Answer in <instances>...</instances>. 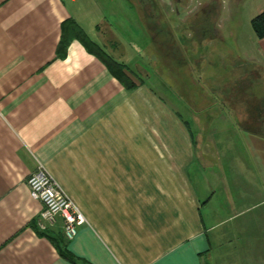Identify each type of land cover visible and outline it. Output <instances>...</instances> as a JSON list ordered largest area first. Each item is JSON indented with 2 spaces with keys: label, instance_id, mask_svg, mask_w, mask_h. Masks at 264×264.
Wrapping results in <instances>:
<instances>
[{
  "label": "crops",
  "instance_id": "obj_1",
  "mask_svg": "<svg viewBox=\"0 0 264 264\" xmlns=\"http://www.w3.org/2000/svg\"><path fill=\"white\" fill-rule=\"evenodd\" d=\"M203 1L201 34L186 33L196 47L223 59L215 46L231 44L264 74L250 27L264 0ZM103 12L99 0H0V264H73L48 239L61 221L40 235L26 183L39 165L85 219L64 242L79 264H264V95L236 96L235 83L225 116L186 120L128 69L135 43L124 50ZM135 12L150 30L146 7ZM67 20L126 66L132 90L77 40L58 55Z\"/></svg>",
  "mask_w": 264,
  "mask_h": 264
},
{
  "label": "rangeland",
  "instance_id": "obj_2",
  "mask_svg": "<svg viewBox=\"0 0 264 264\" xmlns=\"http://www.w3.org/2000/svg\"><path fill=\"white\" fill-rule=\"evenodd\" d=\"M135 1L99 0V4L104 10L102 16L106 23L108 22L114 27L117 26L114 28L115 36L125 43L122 44L123 49L124 46L125 48L127 46L126 41L135 43L136 50L125 54L128 58V69L139 73H136L137 76H140V79L144 80L156 94L162 96L178 115L183 116L186 120H191L196 116L200 122H207L204 119H209L210 116H225L227 102L224 100L235 83H237V87L233 93L236 96L240 94L238 92L240 90L244 91L245 95L252 94V97L264 95V74L259 70L241 66V63L230 55L231 44L214 45L217 47L214 49L215 52H219L215 55L223 56V59H217L212 54L211 46L202 45L198 49L193 38L187 36L186 33L198 35L200 32L201 34L202 26H205L203 14H195L198 11V9L195 11L198 3L204 2L203 0H144L143 4L145 5L151 2L154 5L157 3L159 6V16L153 15L154 26L152 30L150 29L158 45H151V41L148 39L150 30L143 26L142 21L137 17ZM178 1L179 6H177ZM217 3L225 4L226 1L214 0L211 2L213 6ZM147 6L150 10V6ZM182 7L186 9L184 10ZM111 11L114 12L111 13ZM160 19L165 20L163 23H169L170 26L168 34L162 38H159L160 30H162L158 26ZM178 20L188 22L180 28L172 27L173 23ZM165 25L167 26V24ZM86 30L90 31V29ZM90 32L89 36H91ZM176 44L183 45V51H176ZM162 46H165L164 51ZM142 50H145L146 54H148V50L154 53L151 54L150 61L148 57L147 60L144 59L145 53ZM163 54L167 55L163 57ZM198 55L201 56L199 62L196 57ZM194 56L197 60L194 59ZM254 73L258 77L253 75ZM244 75H248V77L243 80ZM188 125L192 127V124ZM204 125L208 126V123H203L202 133H206L207 128ZM221 126L225 127L226 125L222 124ZM221 142L223 143V141ZM222 158H229V156L224 155ZM226 170L227 168H225ZM221 222L220 220L215 221V223ZM221 227L225 228V225Z\"/></svg>",
  "mask_w": 264,
  "mask_h": 264
},
{
  "label": "built area",
  "instance_id": "obj_3",
  "mask_svg": "<svg viewBox=\"0 0 264 264\" xmlns=\"http://www.w3.org/2000/svg\"><path fill=\"white\" fill-rule=\"evenodd\" d=\"M30 196L42 204L37 220L39 230L45 231L61 221V232L65 241H70L85 219L74 203L62 192L42 166L26 181Z\"/></svg>",
  "mask_w": 264,
  "mask_h": 264
},
{
  "label": "trees",
  "instance_id": "obj_4",
  "mask_svg": "<svg viewBox=\"0 0 264 264\" xmlns=\"http://www.w3.org/2000/svg\"><path fill=\"white\" fill-rule=\"evenodd\" d=\"M146 1V0H145ZM144 0H136V5L141 6L142 9H144V7H146L147 9V13L148 14V20H153V15L155 17L159 16V12H158V5L157 3L154 5L151 2H149L147 5L150 6V10H148V6L143 4V2H145ZM150 14V15H149ZM152 17V18H151ZM150 21V29H153V22ZM159 21V20H158ZM160 28H162V30H160V34H159V38L162 37H166L165 35L168 34L169 32V27L165 25V23L160 24ZM250 27L255 35V37L260 40L262 38H264V11L261 12L260 14H258L257 16H255L251 21H250ZM164 39V38H163ZM71 40H77L79 41L84 47L85 49L93 54L98 60H100V62H102L104 64V66L112 73L114 74V76L121 82L122 85H124L127 89H133L134 88V84L123 74V72L128 71V69L126 68V66L122 63H118L116 61H114L112 58H110L109 56H107L105 53H103L101 50H99L94 44H92L90 41H88L87 37L85 36V34L82 32V30L72 21V20H67L66 22H64L61 25V37H60V41L58 44V49H57V53L58 55L62 54L67 45L69 44V42ZM61 56V55H60ZM48 232L44 231L40 234V235H46L48 236ZM50 239L54 244H56V249L59 253V255L64 258L65 260L73 263V264H79L78 260L75 259L73 256H71L65 249V239L63 238V235L61 233V235H58L56 237V241ZM60 246H62L63 248L61 249Z\"/></svg>",
  "mask_w": 264,
  "mask_h": 264
}]
</instances>
